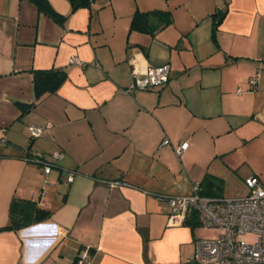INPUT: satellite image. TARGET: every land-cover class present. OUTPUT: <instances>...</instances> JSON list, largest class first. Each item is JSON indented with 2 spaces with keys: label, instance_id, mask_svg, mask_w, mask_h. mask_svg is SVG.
Segmentation results:
<instances>
[{
  "label": "crops",
  "instance_id": "obj_1",
  "mask_svg": "<svg viewBox=\"0 0 264 264\" xmlns=\"http://www.w3.org/2000/svg\"><path fill=\"white\" fill-rule=\"evenodd\" d=\"M48 1L63 25L27 0H0V228L14 199L52 212L0 231V264H76L85 249L91 264H191L197 230L170 226L160 196L191 195L208 175L224 182L223 192L203 185L211 197L226 199L233 176L264 186V0H204L177 14L134 0L75 11ZM154 10L173 24L130 30L137 11ZM164 64L167 85L135 89ZM50 69L67 79L36 103L32 72ZM31 126L48 129L32 140ZM27 151L63 159L46 175Z\"/></svg>",
  "mask_w": 264,
  "mask_h": 264
},
{
  "label": "built area",
  "instance_id": "obj_2",
  "mask_svg": "<svg viewBox=\"0 0 264 264\" xmlns=\"http://www.w3.org/2000/svg\"><path fill=\"white\" fill-rule=\"evenodd\" d=\"M73 63H79L77 59ZM170 77V66H150L146 72L137 78L135 89L152 90L164 86ZM255 83V81H252ZM240 92V91H239ZM48 126H31L29 132L32 138H40ZM5 131V130H4ZM0 143H6L1 137ZM169 140L164 141L168 145ZM188 144L182 143L176 153L182 155L187 151ZM63 159V154L54 155L52 162L37 160L41 163L46 175L50 174L57 163ZM71 174L67 183H73ZM112 183V186L120 185ZM249 194L239 199L208 198L200 195V184L194 183L193 194L184 196H160L170 209L169 225L183 226L191 213L199 214L202 226L217 228L222 231L216 239L196 241L195 254L188 263L191 264H264V186L258 177L246 180ZM253 237V241L248 238ZM89 249L78 254L76 264H91Z\"/></svg>",
  "mask_w": 264,
  "mask_h": 264
},
{
  "label": "trees",
  "instance_id": "obj_3",
  "mask_svg": "<svg viewBox=\"0 0 264 264\" xmlns=\"http://www.w3.org/2000/svg\"><path fill=\"white\" fill-rule=\"evenodd\" d=\"M27 1L33 3L41 13L54 19L59 24L63 25L65 23L67 17L58 14L48 0H27ZM69 1L72 4V9L75 11L81 7L89 6L93 0H69ZM212 17H219V20L216 22V28H217V25H220V23L224 19L225 14L224 15L214 14L212 15ZM173 22H174V18L171 11H164V10H154L147 12L137 11L132 17L130 30L142 34L155 36L157 32L172 25ZM32 74H33V84H34L36 103L40 99H42V97L56 93L67 79V73L63 70H58V69L33 71ZM167 84L168 83H166L165 85ZM152 90H146V91H152ZM34 105L35 104H33V106ZM25 108L26 107L23 106V110ZM31 139L34 140L32 136ZM5 145L6 143L4 144L0 143V157L2 156L1 149ZM36 155L37 154L34 153L32 154L29 151H27V155L24 156V159H26L31 163L38 164L42 168L43 166L41 165V163L37 162V160H41V162L44 161L52 162L51 159ZM199 184H200L199 193L203 197L208 196V194H206L207 191L204 192L203 190V185H207L209 188L210 187L215 188L216 189L215 191H220V192H223L224 189L223 180L217 179L210 175H208L202 182H199ZM212 196H214V194H212ZM219 196L220 194L216 195V197L208 196V198L223 199V197H219ZM51 215L52 212L50 210L45 209L36 201H32V200L22 201V200L14 199L10 206L11 224L10 226L0 228V231H4V230L19 231L23 228L46 221L50 219ZM185 224L189 225L192 229H195L197 226H202L201 223L199 222V214L196 212L191 213Z\"/></svg>",
  "mask_w": 264,
  "mask_h": 264
},
{
  "label": "rangeland",
  "instance_id": "obj_4",
  "mask_svg": "<svg viewBox=\"0 0 264 264\" xmlns=\"http://www.w3.org/2000/svg\"><path fill=\"white\" fill-rule=\"evenodd\" d=\"M100 3H103L106 0H98ZM133 1V0H132ZM204 0H134L133 3H146L150 6L154 5L157 8L161 7H170L177 13L181 11H188L189 6H193L198 4L199 2ZM153 7V8H156ZM228 185V187H227ZM249 194V189L245 184L239 181L236 177H232L231 179L227 180L225 184V197L226 199H239L244 198ZM197 240H206V239H216L220 236L222 231L217 228H209L205 226H197ZM249 240L253 241V237L248 238ZM195 251L193 252V255Z\"/></svg>",
  "mask_w": 264,
  "mask_h": 264
}]
</instances>
